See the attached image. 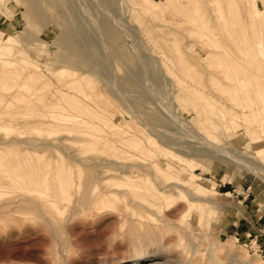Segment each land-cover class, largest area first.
Returning a JSON list of instances; mask_svg holds the SVG:
<instances>
[{"label":"rangeland","instance_id":"1","mask_svg":"<svg viewBox=\"0 0 264 264\" xmlns=\"http://www.w3.org/2000/svg\"><path fill=\"white\" fill-rule=\"evenodd\" d=\"M58 1L0 0V264H264V0Z\"/></svg>","mask_w":264,"mask_h":264},{"label":"bare ground","instance_id":"2","mask_svg":"<svg viewBox=\"0 0 264 264\" xmlns=\"http://www.w3.org/2000/svg\"><path fill=\"white\" fill-rule=\"evenodd\" d=\"M51 3H52V5H54V6H58L60 3H58L59 1L58 0H49ZM48 3V2H47ZM38 5V4H37ZM53 7V6H52ZM57 8V7H56ZM208 8H210V7H208ZM41 10H39L40 12H39V20H40V22H42V23H44V21L46 22V24H48V23H50L49 21H46L45 19L47 18V16L45 15V13H44V11L42 10L43 8H40ZM209 10V9H208ZM210 11V10H209ZM208 13H210V12H208ZM38 14V13H37ZM41 14V15H40ZM182 15V14H181ZM202 16V15H201ZM63 17V16H62ZM216 17V16H215ZM65 19V18H64ZM177 19V18H176ZM192 19V18H191ZM198 19V18H197ZM218 19V18H217ZM48 20V19H47ZM178 20V19H177ZM200 20H202V19H200ZM60 21V20H59ZM203 21V20H202ZM48 22V23H47ZM206 22V21H205ZM195 23V22H194ZM203 23H204V21H203ZM46 24H44V27H45V25ZM66 24H67V21H66ZM205 24V23H204ZM181 25V24H180ZM111 26V25H110ZM110 26H105L106 27V29H107V31L109 32V33H111V34H113L114 36H115V39L116 38H118L116 35H115V32H114V29L113 28H111ZM195 26H197V25H195ZM61 27V26H60ZM193 27V26H192ZM198 27H200V26H198ZM212 27V26H211ZM107 32V33H108ZM62 33V32H61ZM199 33V32H198ZM182 34V33H181ZM200 34H201V32H200ZM58 35V34H57ZM60 35V34H59ZM112 35V36H113ZM190 35V34H189ZM196 36V35H195ZM205 36V35H204ZM58 36H56V38H57ZM72 36L69 34V33H62L61 34V37H60V43H61V46H63V47H65V48H68L69 50L70 49H73V47H72V38H71ZM237 37V36H236ZM186 38V37H185ZM193 38V37H192ZM195 38V37H194ZM192 40V39H191ZM206 40V39H205ZM198 41H200V40H198ZM198 41H196V43L198 42ZM189 42V41H188ZM201 42V41H200ZM195 43V42H194ZM204 43V42H203ZM233 43V42H232ZM246 43V42H245ZM115 44V43H114ZM209 44V43H208ZM202 45V44H201ZM204 45V44H203ZM202 45V46H203ZM220 45V44H219ZM186 46V45H185ZM221 46V45H220ZM229 46V45H228ZM211 47V46H210ZM207 48V47H206ZM224 48H226V47H224ZM220 49V48H219ZM202 51V50H201ZM214 53V52H213ZM203 54V53H202ZM194 55V54H193ZM208 55H210L209 53H208ZM198 56H200V55H198ZM220 56H221V54H220ZM211 57V56H210ZM215 57V56H214ZM198 58V57H197ZM201 58V57H200ZM158 61V60H157ZM206 62V61H205ZM214 62H216V61H214ZM231 62V61H230ZM235 83V82H234ZM224 86V85H223ZM197 136V135H196ZM201 135H199V137H200ZM198 137V136H197ZM199 137H198V139H199ZM196 138V137H195ZM201 138H203L202 136L200 137V141H203ZM204 139V141H206V142H210V144H212V142L211 141H209V140H207V139H205V138H203ZM196 141H197V139H196ZM201 143V142H200ZM196 145H198L197 147H196V145L194 146V145H192L193 147V149H194V151H191V153L189 154V155H191L190 157H192V156H207V157H209V158H215V159H219V160H222V161H224V162H226V161H230V159H231V157L230 156H228L229 154L227 153H225L224 152V154L223 153H221V152H219V149H218V151H217V149L216 150H214V148H212V149H205L204 147H206V148H208V147H210V146H205L206 145V143H205V145H204V143H203V146L202 147H200L201 145H199L198 143H195ZM214 145H212L211 147H213ZM189 147V146H188ZM210 147V148H211ZM216 148V147H215ZM212 150V151H211ZM214 150V151H213ZM223 152V151H222ZM188 154V153H187ZM186 154V155H187ZM230 155H231V153H230ZM235 155V154H234ZM188 156V155H187ZM232 156V155H231ZM237 156V155H236ZM238 157V156H237ZM242 157V156H241ZM243 158V157H242ZM250 157H248V158H246L245 157V159H249ZM232 159H233V156H232ZM237 159V158H236ZM251 159V158H250ZM255 160V159H254ZM253 160V161H254ZM239 161H237L236 163H238ZM256 162V161H255ZM251 163V162H250ZM252 163H254V162H252ZM241 164V163H240ZM259 164V163H258ZM255 165H256V163H255ZM66 179H68V177L66 178ZM66 179H64V180H66ZM68 181V180H67ZM65 182V181H64ZM68 185V184H67ZM68 187V186H67ZM68 190H69V188H68ZM65 191V190H64ZM106 191V190H105ZM63 192V191H62ZM68 192H70V191H68ZM42 193V192H41ZM64 193V192H63ZM104 195V194H103ZM106 195V194H105ZM22 196V195H21ZM43 196H46V195H43ZM62 197V196H61ZM100 198V194H99V196H97V198ZM105 197V196H104ZM22 198V197H21ZM42 199H44L43 197H42ZM47 199V198H46ZM65 199V198H64ZM101 199H103V198H101ZM203 199V198H202ZM47 200H49V199H47ZM102 201H104V200H102ZM14 202V201H13ZM23 202V201H22ZM21 202V203H22ZM43 202V201H42ZM44 202H46V201H44ZM46 203H48V202H46ZM51 203V202H50ZM212 203V202H211ZM49 205V204H48ZM101 205V204H100ZM12 206V205H11ZM14 207V206H13ZM9 211V210H8ZM59 212H61V211H59ZM159 248V247H158ZM159 250V249H158ZM156 252V251H155ZM160 254V253H159ZM158 254V255H159ZM157 255V252H156V254H154V255H152L154 258H156L155 256ZM152 256H150V253L149 252H145V253H143L142 255H136L135 254V256L133 257V258H131V259H129L126 263H128V264H140V262L141 261H143L144 262V259L145 260H147L148 258H150L151 259V257ZM159 257V256H158ZM143 264V263H142ZM151 264V263H150ZM155 264V263H154Z\"/></svg>","mask_w":264,"mask_h":264}]
</instances>
